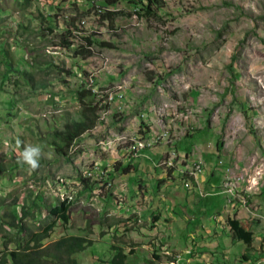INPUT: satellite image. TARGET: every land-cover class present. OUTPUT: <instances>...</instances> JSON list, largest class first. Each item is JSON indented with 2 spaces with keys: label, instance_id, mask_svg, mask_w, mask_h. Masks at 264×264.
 Here are the masks:
<instances>
[{
  "label": "rangeland",
  "instance_id": "rangeland-1",
  "mask_svg": "<svg viewBox=\"0 0 264 264\" xmlns=\"http://www.w3.org/2000/svg\"><path fill=\"white\" fill-rule=\"evenodd\" d=\"M25 1L0 0V198L30 204L32 229L45 219L46 203L69 199L70 220H59L44 242L65 234L92 239L74 255L79 264H112L113 246L128 253L129 264H178L177 254L187 247L183 236L194 229L173 222L174 214L193 217L210 192L225 191L227 172L244 177L240 186L264 185V0H165L153 14L131 0L105 8L89 0H31L24 6ZM66 30L73 47L90 36L93 50L53 48ZM19 71L34 72V81L17 85ZM83 82L98 104L108 106L69 157L57 156L47 135L62 126L64 114L79 108L76 91ZM123 85L126 97L116 105ZM22 138L24 146L42 149L36 171L18 162ZM143 140L151 144L135 157L137 150L129 147ZM173 151L176 166L203 160L200 186L192 182L187 188L188 178L167 168L164 161ZM140 158L156 176V185L146 186L149 198L142 199L138 193L131 197L128 188L141 175L130 173L126 181L123 171ZM197 164L185 174L193 180ZM135 205L142 207L132 210ZM3 235L0 250L7 242Z\"/></svg>",
  "mask_w": 264,
  "mask_h": 264
},
{
  "label": "trees",
  "instance_id": "trees-1",
  "mask_svg": "<svg viewBox=\"0 0 264 264\" xmlns=\"http://www.w3.org/2000/svg\"><path fill=\"white\" fill-rule=\"evenodd\" d=\"M30 1L26 0L22 5L25 6ZM108 1L114 3L118 0ZM131 2L135 6H140L147 14L155 13L157 9L165 4V0H131ZM47 27L53 31L51 25H47ZM68 33L72 32L66 30L64 33H61L60 38L62 42H58L52 47L58 49H67L69 47V49H74L76 53L80 52L78 50L79 46L93 50L91 49L93 43L90 36L83 37V43L78 47H73V41L70 40ZM105 45L110 46L112 44ZM5 52L7 63L12 69L14 59L12 58L10 50L7 49ZM37 59L35 58L36 66L40 64ZM1 73L3 77L4 72ZM18 74L20 78L15 81L17 85L22 80L28 84L34 81V72L19 71ZM41 86H44V84H41ZM32 88L35 89L34 86ZM76 95L80 103L79 108L73 113L68 112L64 114L62 117V126L55 127L48 133L46 138V144L52 146L54 153L57 156H63L65 158L70 156L74 143L82 135L97 126L100 121V111L108 106L98 104L96 93L92 89L86 88L84 82L83 87L76 91ZM21 146L23 150L26 147L24 146V138L21 139ZM123 171L125 173L130 172L131 166L124 168ZM34 206L38 208V211H42V207L38 206V204L34 203ZM16 207H20L19 213ZM44 207L46 210L45 219L42 220L37 229H32L27 222L29 216L34 217L30 204L21 203L18 198L11 202H8L7 198H0V208H3V212L0 214V231L7 238V242H4V248L0 250V264H79L78 259L74 255L91 246L93 244L92 239L83 235L65 234L48 244L44 242L50 237L59 220H62L63 223H67L70 220L71 201L64 198L55 204L46 203ZM227 222L231 226L233 234L237 239L245 243L252 242L253 232L247 230L238 219L229 217ZM8 243L14 244V247H9ZM113 247L117 252L113 256L112 264H129L127 262L128 253L122 248Z\"/></svg>",
  "mask_w": 264,
  "mask_h": 264
},
{
  "label": "crops",
  "instance_id": "crops-1",
  "mask_svg": "<svg viewBox=\"0 0 264 264\" xmlns=\"http://www.w3.org/2000/svg\"><path fill=\"white\" fill-rule=\"evenodd\" d=\"M133 163L134 166L131 171L124 173V179L129 181L130 173L134 172L141 176L134 179L137 183L136 186L131 187L129 183L128 188L131 197L135 193H138L140 194L137 197L138 199H142L143 196L144 198H149V193L146 192V186L150 188V182H154V185H156V176L154 177L152 173L146 172V170H150L148 168L151 166L149 164L147 166L145 165V163H148L145 158L136 159ZM192 163H188L187 166H176L175 164L172 167L167 166V168L172 169V174L175 176H180L184 180L188 178L185 186L190 188L192 182L196 185H201L205 179V177L203 179V176L198 173L193 175L197 178L196 180L186 176L192 168ZM166 177V173L160 175V179H166ZM209 183L218 185L213 181ZM247 187L248 184L237 186V194L232 196L226 194L223 188L216 192H210L206 204L201 206L202 208L199 206L198 209L197 207L194 208L195 213L192 215L193 217L190 215L188 217V214H185V219L183 220L180 215L174 214L172 218L173 222L179 221V224L186 223L194 229V231L189 230L187 237L183 236L184 239L187 238L185 239L187 247L181 253V258L176 257L175 261L178 264H264V185L259 189L257 187L254 189ZM196 190L199 193L201 191L198 188L195 189V193ZM250 196L251 199L248 203L243 201L245 197ZM229 201L230 203H228ZM195 202L197 203V197L194 194L190 197V204L194 205ZM218 202L220 206H217ZM136 206H133L132 210H139L142 207L140 205ZM187 207V209L190 208L189 206ZM204 207H206V210L204 211L205 213H202L199 209H203ZM229 217L238 219L247 230L253 232V240L251 243H245L234 236L233 230L227 222ZM183 228L188 230L187 225L183 226ZM178 236L181 237L180 235ZM173 237H177L175 231ZM239 243L242 245V251L238 253L234 251V246ZM232 255L236 256V260L233 259ZM184 257L186 258L185 260Z\"/></svg>",
  "mask_w": 264,
  "mask_h": 264
},
{
  "label": "built area",
  "instance_id": "built-area-1",
  "mask_svg": "<svg viewBox=\"0 0 264 264\" xmlns=\"http://www.w3.org/2000/svg\"><path fill=\"white\" fill-rule=\"evenodd\" d=\"M88 4H99V5H101L102 7L105 8V7L109 6V5H117V2L111 3L108 0H89ZM88 75H92V71H90ZM94 85L98 86L99 84L95 83ZM122 97H126V92H125L124 88L122 90L118 91V98L115 99V104L116 105L118 104V102H121V98ZM148 143H150V142H148L147 140H143V143H141V146L131 145V148L129 147V149H136L137 150V157H139L141 155V151L148 146ZM191 162H199L200 163L201 176H202L204 174V172H205L203 160L200 158V159L190 160V163ZM93 177L94 176H92L90 178H93ZM231 178H240V181H243L244 177L243 176L234 177L230 173L227 172L225 174L222 182H221V186L222 187H228L229 188V192H235L237 194V189L236 188L239 185H231ZM123 192H125V191H123ZM177 258H181V254L180 255L177 254Z\"/></svg>",
  "mask_w": 264,
  "mask_h": 264
},
{
  "label": "clouds",
  "instance_id": "clouds-1",
  "mask_svg": "<svg viewBox=\"0 0 264 264\" xmlns=\"http://www.w3.org/2000/svg\"><path fill=\"white\" fill-rule=\"evenodd\" d=\"M20 141H17L19 144ZM42 156V149L39 146L28 145L20 153V163L27 165L31 171H36L40 167V158Z\"/></svg>",
  "mask_w": 264,
  "mask_h": 264
},
{
  "label": "bare ground",
  "instance_id": "bare-ground-1",
  "mask_svg": "<svg viewBox=\"0 0 264 264\" xmlns=\"http://www.w3.org/2000/svg\"><path fill=\"white\" fill-rule=\"evenodd\" d=\"M87 79H88V77H87ZM88 81V80H87ZM85 83H86V81H85ZM85 83H84V85H85ZM97 86V85H96ZM86 87V86H85ZM123 88H124V85H123ZM122 90V89H121ZM120 91V90H119ZM117 98H118V96H117ZM114 104H115V100H114ZM151 143H149L148 144V146L150 145ZM71 154V153H70ZM177 157H178V154L175 152V151H173V152H171L170 153V155H169V157L168 158H166V160L164 161V163L166 164V166H168V167H172V166H174L175 165V161H176V159H177ZM97 165H100V164H98V163H96ZM96 165V166H97ZM93 169V168H92ZM91 169V170H92ZM101 169V168H100ZM100 169H99V167L97 168V171H96V173H98V174H100ZM201 169H200V165L199 164H197L196 165V167L194 168V175L195 174H197V173H199V171H200ZM191 172V171H190ZM205 173V172H204ZM92 175V174H91ZM85 178H90V177H87V176H85ZM92 179V178H91ZM223 180V179H222ZM93 181H95V180H93ZM107 181V180H106ZM108 181H110V180H108ZM100 182V181H99ZM103 182H105V180L103 181ZM231 185H240V178H231ZM110 188V187H109ZM224 189H225V192L228 194V195H230V196H232V195H236V193L235 192H229V188L228 187H224Z\"/></svg>",
  "mask_w": 264,
  "mask_h": 264
}]
</instances>
